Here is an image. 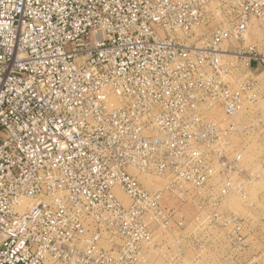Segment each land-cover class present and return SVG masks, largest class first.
Returning a JSON list of instances; mask_svg holds the SVG:
<instances>
[{"label":"built area","instance_id":"obj_1","mask_svg":"<svg viewBox=\"0 0 264 264\" xmlns=\"http://www.w3.org/2000/svg\"><path fill=\"white\" fill-rule=\"evenodd\" d=\"M261 22L264 0H0V264H148L184 206L238 263Z\"/></svg>","mask_w":264,"mask_h":264},{"label":"rangeland","instance_id":"obj_2","mask_svg":"<svg viewBox=\"0 0 264 264\" xmlns=\"http://www.w3.org/2000/svg\"><path fill=\"white\" fill-rule=\"evenodd\" d=\"M255 45L258 53L264 56V22L253 27L246 36L245 47ZM243 46V44L241 45ZM259 67V66H258ZM257 90L259 116H241V131L236 139L242 154V168L246 171V199L233 197L228 200V210L241 218L249 226V241L239 246V259L236 264H264V73L260 77ZM158 186L163 183L157 178L143 176ZM141 181L149 186L148 183ZM151 187V186H150ZM155 188V187H154ZM159 188V187H156ZM187 227L170 236H161L156 243L167 240V248L157 251L152 248L151 256H146L148 264H226L220 256L217 239L219 232L195 229L193 224L196 212L191 206L181 208Z\"/></svg>","mask_w":264,"mask_h":264},{"label":"bare ground","instance_id":"obj_3","mask_svg":"<svg viewBox=\"0 0 264 264\" xmlns=\"http://www.w3.org/2000/svg\"><path fill=\"white\" fill-rule=\"evenodd\" d=\"M142 178H143V181L145 182L146 179H145L143 176H142ZM146 181H147L146 183H148V185L151 186V187H160V186H158L157 184H155L154 182H152V181L149 180V179H147ZM23 203H24L25 205H27L26 201H23Z\"/></svg>","mask_w":264,"mask_h":264}]
</instances>
